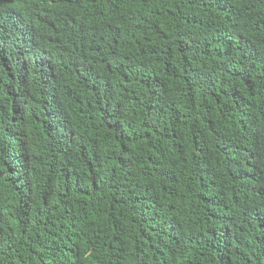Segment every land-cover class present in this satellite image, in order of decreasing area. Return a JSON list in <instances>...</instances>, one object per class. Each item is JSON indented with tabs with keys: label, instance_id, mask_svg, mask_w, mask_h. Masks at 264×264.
I'll use <instances>...</instances> for the list:
<instances>
[{
	"label": "trees",
	"instance_id": "trees-1",
	"mask_svg": "<svg viewBox=\"0 0 264 264\" xmlns=\"http://www.w3.org/2000/svg\"><path fill=\"white\" fill-rule=\"evenodd\" d=\"M0 264H264V0H0Z\"/></svg>",
	"mask_w": 264,
	"mask_h": 264
}]
</instances>
